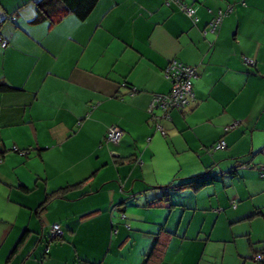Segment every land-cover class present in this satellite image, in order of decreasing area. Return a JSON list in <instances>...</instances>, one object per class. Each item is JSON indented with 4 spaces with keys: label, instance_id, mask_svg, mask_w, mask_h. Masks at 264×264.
Masks as SVG:
<instances>
[{
    "label": "crops",
    "instance_id": "0c3cea01",
    "mask_svg": "<svg viewBox=\"0 0 264 264\" xmlns=\"http://www.w3.org/2000/svg\"><path fill=\"white\" fill-rule=\"evenodd\" d=\"M37 1L0 0V264H255L264 0H182L195 23L166 0H97L85 20ZM171 60L197 77L184 111H154L163 136L148 109Z\"/></svg>",
    "mask_w": 264,
    "mask_h": 264
},
{
    "label": "built area",
    "instance_id": "2783aa9c",
    "mask_svg": "<svg viewBox=\"0 0 264 264\" xmlns=\"http://www.w3.org/2000/svg\"><path fill=\"white\" fill-rule=\"evenodd\" d=\"M243 1V0H242ZM176 3L185 15L192 19L193 23L197 21L194 17L195 9L185 6L182 0H166ZM230 12V7L225 11H219L214 19L209 23V30L214 31L219 26L222 19ZM0 47L6 48L7 41L0 36ZM242 62L245 66L253 67L255 63L253 60L243 57ZM163 76L169 83V91L164 95H154L150 102L149 114L151 120L155 122L157 131L164 136L165 132L159 125V118L155 116L154 111L158 110L165 118L169 117V112L172 110L184 111L193 100L192 82L197 77L196 68L184 65L177 60H171L163 70ZM133 93V92H132ZM132 93H130L132 95ZM123 137V131L116 126H111L107 129L105 139L113 144H118ZM226 148L223 140H219L212 148L213 151H220ZM241 169H246L247 165H241ZM259 176L264 177V172L261 169ZM233 207L235 204L232 203ZM61 237V229L58 224H53L50 227V241L57 240ZM256 259L261 260V256Z\"/></svg>",
    "mask_w": 264,
    "mask_h": 264
},
{
    "label": "trees",
    "instance_id": "16d2710c",
    "mask_svg": "<svg viewBox=\"0 0 264 264\" xmlns=\"http://www.w3.org/2000/svg\"><path fill=\"white\" fill-rule=\"evenodd\" d=\"M59 3V7L62 12L64 13H71L73 14L76 18H78L79 20H85L86 17L89 15V13L92 11L93 7L95 6L97 0H38L37 1V5H36V9H37V14H38V17L41 18V17H49V6H51L52 3V6L56 5V3ZM242 5L245 4V0H243V2L241 3ZM11 20H14V18H11ZM164 70V69H163ZM10 87H8L7 85H0V90H7L9 89ZM237 165H239L238 167L240 168L241 165H247V163H238ZM261 169L263 170L264 172V167L262 168H259V173L261 171ZM264 178V177H263ZM210 179H204L203 177L201 178H195L193 181L194 182H201V183H204V182H207L209 181ZM188 182V181H187ZM183 183L184 185H188L192 182H189L188 183ZM183 186V185H182ZM172 190V189H171ZM66 192V189L63 190V192ZM62 191L59 193V194H62L63 193ZM57 195L54 194V195H51V198H54L56 197ZM257 256H261V260H258L256 259ZM252 262L255 263V264H264V256L259 254V253H254L253 257L251 258Z\"/></svg>",
    "mask_w": 264,
    "mask_h": 264
}]
</instances>
